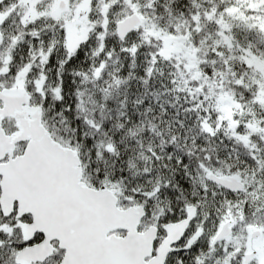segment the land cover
<instances>
[{"label": "snow or ice", "instance_id": "snow-or-ice-1", "mask_svg": "<svg viewBox=\"0 0 264 264\" xmlns=\"http://www.w3.org/2000/svg\"><path fill=\"white\" fill-rule=\"evenodd\" d=\"M0 264H264V0H0Z\"/></svg>", "mask_w": 264, "mask_h": 264}]
</instances>
